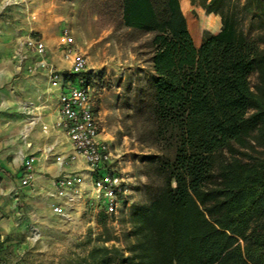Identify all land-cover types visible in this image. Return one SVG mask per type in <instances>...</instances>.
Listing matches in <instances>:
<instances>
[{
  "label": "trees",
  "instance_id": "1",
  "mask_svg": "<svg viewBox=\"0 0 264 264\" xmlns=\"http://www.w3.org/2000/svg\"><path fill=\"white\" fill-rule=\"evenodd\" d=\"M211 1L220 29L196 46L180 0H122L123 25L150 36L154 72L127 107L157 152L119 264H264V49L235 7ZM114 250L93 248L90 264Z\"/></svg>",
  "mask_w": 264,
  "mask_h": 264
},
{
  "label": "rangeland",
  "instance_id": "2",
  "mask_svg": "<svg viewBox=\"0 0 264 264\" xmlns=\"http://www.w3.org/2000/svg\"><path fill=\"white\" fill-rule=\"evenodd\" d=\"M192 1L180 0V6L194 44L199 46L207 32L219 31L221 23L219 15L206 13L203 7L214 6L211 0ZM1 3L5 7L17 6L27 28L33 25L30 39L40 38L45 44L42 59L57 65L60 72L67 68L62 59L64 30L71 36L73 48L84 54L101 130L128 175L129 191L117 211L105 216L98 212L95 201H91V195L80 183L78 192H73V199L69 200L71 205L61 207V213L54 210L59 205H54L51 212L30 215L22 222V229L0 233V260L7 258L9 264H90V251L108 246L115 249L108 264H119L133 243L131 213L146 202L145 158L157 152L140 141L143 119L130 117L127 107L135 85L154 72L146 46L150 36L123 25L122 0H2ZM222 3V8L231 5L239 11L246 33L257 38L264 49V0ZM33 69L28 67L29 72ZM251 81H255L254 76ZM35 229L37 236L32 239L31 232Z\"/></svg>",
  "mask_w": 264,
  "mask_h": 264
},
{
  "label": "crops",
  "instance_id": "3",
  "mask_svg": "<svg viewBox=\"0 0 264 264\" xmlns=\"http://www.w3.org/2000/svg\"><path fill=\"white\" fill-rule=\"evenodd\" d=\"M1 2L0 233L8 234L22 229V222L30 215L51 212L54 205H71L69 197L78 192L80 183L91 201H95V192L84 160L70 159L72 144L56 125L59 84L50 81L38 55L28 49L33 25L27 28L16 5L5 7ZM29 66L34 67L31 72ZM30 155L34 156L32 180L22 186L23 163ZM68 176L79 178V182L70 180L63 188L65 194H56L54 180Z\"/></svg>",
  "mask_w": 264,
  "mask_h": 264
},
{
  "label": "built area",
  "instance_id": "4",
  "mask_svg": "<svg viewBox=\"0 0 264 264\" xmlns=\"http://www.w3.org/2000/svg\"><path fill=\"white\" fill-rule=\"evenodd\" d=\"M62 59L67 63L64 72L42 59L45 44L40 38L27 40V46L35 52L40 66H45L53 84H59V118L56 125L61 127L72 144L70 159L81 157L91 176L98 212L106 215L117 211L129 191V178L120 166V160L113 153L110 142L103 138L100 119L93 104V88L88 77V64L84 54L72 46V38L67 30L63 34ZM34 156L24 160L25 173L20 185H28L32 180ZM77 177H58L54 180L55 191L64 195V186ZM73 197H69L72 200ZM54 210L61 213V207Z\"/></svg>",
  "mask_w": 264,
  "mask_h": 264
},
{
  "label": "bare ground",
  "instance_id": "5",
  "mask_svg": "<svg viewBox=\"0 0 264 264\" xmlns=\"http://www.w3.org/2000/svg\"><path fill=\"white\" fill-rule=\"evenodd\" d=\"M37 236V230L31 232V238L34 239Z\"/></svg>",
  "mask_w": 264,
  "mask_h": 264
}]
</instances>
